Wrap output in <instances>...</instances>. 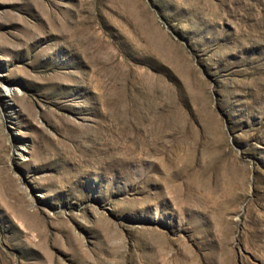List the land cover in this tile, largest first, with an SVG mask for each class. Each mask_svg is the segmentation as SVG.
Instances as JSON below:
<instances>
[{
  "label": "rangeland",
  "instance_id": "374dc122",
  "mask_svg": "<svg viewBox=\"0 0 264 264\" xmlns=\"http://www.w3.org/2000/svg\"><path fill=\"white\" fill-rule=\"evenodd\" d=\"M0 264H264V0H0Z\"/></svg>",
  "mask_w": 264,
  "mask_h": 264
},
{
  "label": "bare ground",
  "instance_id": "6f19581e",
  "mask_svg": "<svg viewBox=\"0 0 264 264\" xmlns=\"http://www.w3.org/2000/svg\"><path fill=\"white\" fill-rule=\"evenodd\" d=\"M9 93V94H8ZM7 98H10L11 96V92L10 91H7V93L5 94Z\"/></svg>",
  "mask_w": 264,
  "mask_h": 264
}]
</instances>
